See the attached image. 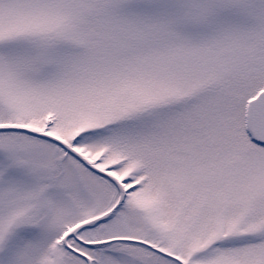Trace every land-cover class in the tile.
Segmentation results:
<instances>
[{
	"label": "snow or ice",
	"instance_id": "obj_1",
	"mask_svg": "<svg viewBox=\"0 0 264 264\" xmlns=\"http://www.w3.org/2000/svg\"><path fill=\"white\" fill-rule=\"evenodd\" d=\"M0 264H264V0H0Z\"/></svg>",
	"mask_w": 264,
	"mask_h": 264
}]
</instances>
